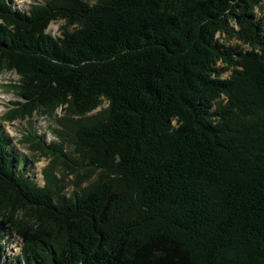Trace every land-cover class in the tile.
I'll use <instances>...</instances> for the list:
<instances>
[{
	"label": "trees",
	"instance_id": "trees-1",
	"mask_svg": "<svg viewBox=\"0 0 264 264\" xmlns=\"http://www.w3.org/2000/svg\"><path fill=\"white\" fill-rule=\"evenodd\" d=\"M257 8L264 0H50L28 11L0 0V70L19 76L21 99L0 117V264H264ZM38 109L69 120L71 144L98 172L86 188L67 196L53 166L44 185L29 175L2 123ZM66 134L36 147L62 160Z\"/></svg>",
	"mask_w": 264,
	"mask_h": 264
},
{
	"label": "rangeland",
	"instance_id": "rangeland-1",
	"mask_svg": "<svg viewBox=\"0 0 264 264\" xmlns=\"http://www.w3.org/2000/svg\"><path fill=\"white\" fill-rule=\"evenodd\" d=\"M50 0H13V6L17 10L28 11L33 4H45ZM94 4L97 0H84ZM259 17H264V8H257ZM64 24L63 21L53 22L48 28V32L52 35L59 36L60 27ZM226 46H236L239 42L232 37L225 36L223 40ZM243 49L248 50V46H243ZM229 73L225 75L227 77ZM19 82V76L15 72L0 70V117L5 116L12 108L13 102L21 101L15 95V90L11 85ZM107 107L104 103L93 113L94 115ZM5 131L13 138V144L19 154L27 160L28 173L34 177L40 184H45L44 170L54 167L55 174L61 179L66 187L65 193L67 196L75 189L74 184L80 182L82 188H86L91 184L98 175V172L92 169H87L81 154L77 153L76 147L71 144V136L73 132L67 128L70 126L69 120L64 118L62 109H58L53 116L45 114L42 109L36 110L32 116L22 120L6 121L2 123ZM58 132H63V152L67 155L62 160H57L54 156L45 154L41 149L36 147L37 142H41L43 137L45 146L51 143H62ZM16 250L15 247H10L11 250Z\"/></svg>",
	"mask_w": 264,
	"mask_h": 264
}]
</instances>
